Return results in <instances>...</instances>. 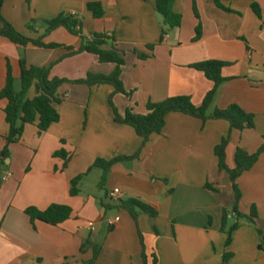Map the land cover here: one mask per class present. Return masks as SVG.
<instances>
[{
  "label": "crops",
  "instance_id": "obj_1",
  "mask_svg": "<svg viewBox=\"0 0 264 264\" xmlns=\"http://www.w3.org/2000/svg\"><path fill=\"white\" fill-rule=\"evenodd\" d=\"M88 3H100L103 18L94 19ZM221 4L231 12L218 8L215 0H195V13L193 0H176L173 10L182 16V25L167 32L156 0H4L3 17L29 38L44 34V29L29 31L31 21H50L61 14L80 17L86 36L113 38L124 55L121 80L131 93V97H113L121 116L128 109L144 114L147 103L180 96L200 106L213 83L192 66L221 61L229 66L222 70L226 81L219 86L211 111L238 105L254 115L255 127L238 131L224 120L203 122L171 113L161 134L143 146L133 128L115 121L109 104L112 86L63 85L58 91L59 122L43 133L36 124L27 125L19 141L9 146L10 156L3 165L0 158V264H83L93 258L92 248L82 251L93 235L99 247L96 264H143L139 234L147 257L150 260L154 254L157 264H264V154L237 180L242 194L238 211L249 215L255 206V223L238 220L234 214L229 176L219 171L214 154L222 139L230 136L226 164L232 169L239 148L253 154L264 142V0H222ZM199 23L202 36L194 43ZM44 42L74 50L81 46V39L64 28ZM66 53L63 48L22 47L0 37V95L8 65L15 89L20 90L23 59L36 67L56 63L50 77L70 81L114 71V65L100 64L93 55L62 59ZM27 97L32 99L34 92ZM7 104L0 97V153L9 133ZM140 149L139 159L115 165L100 188L102 170L93 168L98 159L133 156ZM59 151L66 156L56 157ZM8 173L11 177L3 180ZM84 174L80 193L71 196V181ZM207 184L217 192L207 190ZM115 189L119 194L112 199ZM127 199L152 207L157 217L140 214L136 223L126 211L115 208ZM52 205L69 206V220L57 226L31 223L27 209L44 211ZM110 210L120 221L105 227ZM224 210L229 213L226 230L240 223L229 246L228 235L221 230Z\"/></svg>",
  "mask_w": 264,
  "mask_h": 264
},
{
  "label": "trees",
  "instance_id": "obj_2",
  "mask_svg": "<svg viewBox=\"0 0 264 264\" xmlns=\"http://www.w3.org/2000/svg\"><path fill=\"white\" fill-rule=\"evenodd\" d=\"M175 1L176 0H156V11L161 16L163 24L167 28V32L180 28L182 25V16L175 13L173 10ZM221 1L222 0H215L216 6L227 12H231L221 4ZM3 4L4 0H0L1 38L22 47L31 45L51 50L63 48L67 53L62 59L86 53L97 57L100 64H111L114 65L115 68L110 75L88 74L84 79L70 81L67 79L50 77L51 69L56 63L51 64L49 67H36L28 65L23 59L19 62L20 90L16 91L15 78L8 65L5 87L0 95L1 98L6 99L8 102L5 114L6 122L9 126V133L6 138L7 145L0 153L2 165L10 156L9 146L19 141L27 125L36 124L39 131L43 133L46 132L52 124L59 122L60 115L57 106L62 100L58 96V91L64 84L84 85L88 87L99 85L112 86L114 92L109 97V104L113 109L115 121L133 128L136 134L143 139V146H145L154 135L161 134L166 124V118L171 113L188 115L200 119L203 122L208 120H224L230 124L232 130L238 131L254 129L255 127L254 115L245 112L238 105L233 104L223 110L211 111L218 88L226 81V79L222 77V70L229 66V64L221 61H206L192 66L193 69L204 73L205 77L213 83V88L206 94L200 106L194 105L190 97L180 96L169 98L159 103L149 102L146 105V112L144 114H137L134 113L133 110L128 109L125 114L121 116L114 106L113 97L117 94L131 97V93L125 91L121 80L122 68L125 65L124 55L115 44L113 38L106 34H91L86 36L82 29V19L80 17L71 14H61L56 19L50 21H31L27 26L29 31L37 32V29H44V34L40 38L32 39L18 32L14 26L3 17ZM193 4L194 12L196 13L195 0H193ZM87 8L92 13L94 19L103 18L104 9L100 3H88ZM252 8L255 14L260 17L257 5L253 4ZM39 23L41 27H37ZM59 28H64L72 35L81 39V46L78 50L58 44H46L44 42L45 37ZM195 31L196 35L193 38L194 43L198 42L202 36L200 23L197 25ZM163 38L164 37L161 38V41H163ZM148 49L153 51V46H149ZM139 57L141 59L149 58V56L146 55H140ZM31 91L34 92V97L32 99L27 97ZM229 143L230 136H227L223 138L221 143L214 149V154L218 159V168L220 172H226L229 176L236 203L233 212L238 220L246 219L255 223V219L257 218L255 206L251 207L249 215H244L238 211L237 205L242 198V194L237 186V180L242 174L249 171L256 164L259 157L264 154V142L253 154H248L239 148L234 158L235 167L232 169L226 164V151ZM140 153L141 149L133 156H120L109 161L98 159L94 163L93 168L102 170L103 174L100 187L105 185L108 175L115 165L139 159ZM55 156L64 158L66 155L63 151H59ZM85 176V174L80 175L71 181V196L74 197L80 193L79 186ZM205 188L209 191L217 192V190L213 189L209 184H207ZM115 208L117 210L126 211L136 223L140 214L157 217V212L152 207L143 204L137 199L120 201ZM26 214L29 216L32 224H34L35 221H40L48 225L57 226L69 220L72 215V209L65 205H52L44 211H40L37 208H29L26 210ZM228 215L229 213L224 210L221 230L228 235L226 246L230 245L233 232L240 227V223L237 222L226 230ZM260 234L263 235L261 231ZM139 237L143 247V264H157V259L154 254L151 255V259L149 260L145 253L143 236L139 234ZM87 248L93 249V258L83 264H96L99 255V247L93 242L92 237H89L83 243L82 251ZM228 259L229 255L225 254L223 259L224 263H226Z\"/></svg>",
  "mask_w": 264,
  "mask_h": 264
},
{
  "label": "built area",
  "instance_id": "obj_3",
  "mask_svg": "<svg viewBox=\"0 0 264 264\" xmlns=\"http://www.w3.org/2000/svg\"><path fill=\"white\" fill-rule=\"evenodd\" d=\"M10 177H11V174L8 173V174L6 175V177H4L3 180L6 181V180H7L8 178H10ZM118 194H119V190H118V189H115V190L110 194V197L113 199V198H115ZM119 221H120V218H119V217H116L115 219L108 221V224H109L110 227H114ZM263 250H264V246H263Z\"/></svg>",
  "mask_w": 264,
  "mask_h": 264
},
{
  "label": "rangeland",
  "instance_id": "obj_4",
  "mask_svg": "<svg viewBox=\"0 0 264 264\" xmlns=\"http://www.w3.org/2000/svg\"><path fill=\"white\" fill-rule=\"evenodd\" d=\"M31 23V22H30ZM37 27H41V25H40V23H39V25H37ZM65 85V84H64ZM17 89L19 90L20 89V84L18 83L17 84ZM100 188H102V187H100ZM117 214V212L115 211V210H110V211H108V214H107V217H106V221H105V223H104V226L106 227V225L108 226L109 224H107V221L109 220V219H113L114 217H115V215ZM232 222L233 221H230V224H232Z\"/></svg>",
  "mask_w": 264,
  "mask_h": 264
},
{
  "label": "water",
  "instance_id": "obj_5",
  "mask_svg": "<svg viewBox=\"0 0 264 264\" xmlns=\"http://www.w3.org/2000/svg\"><path fill=\"white\" fill-rule=\"evenodd\" d=\"M96 238V235H93V239H95Z\"/></svg>",
  "mask_w": 264,
  "mask_h": 264
}]
</instances>
